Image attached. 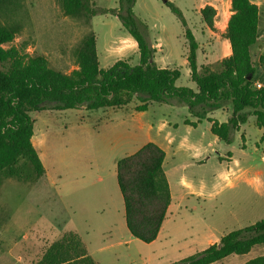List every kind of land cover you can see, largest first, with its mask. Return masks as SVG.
Here are the masks:
<instances>
[{
	"label": "rangeland",
	"instance_id": "374dc122",
	"mask_svg": "<svg viewBox=\"0 0 264 264\" xmlns=\"http://www.w3.org/2000/svg\"><path fill=\"white\" fill-rule=\"evenodd\" d=\"M167 1L181 11L186 27L198 42V63L218 71L220 61L230 51L223 34L230 16V0ZM251 1L260 7V37L251 50L253 79L263 82L264 65L258 60L264 44V0ZM206 5L215 10L213 30L205 27L199 14ZM117 8V0H87L85 9L70 17L62 13L60 0H0V23L16 30L13 41L4 47H14L27 56H42L49 68L67 75L77 68L76 51L81 42L93 33L100 68L118 60L136 65V43L133 48V40L126 38L129 36L119 20L105 13ZM91 12L95 13L92 18ZM133 14L139 31L155 47V65L177 69L180 76L175 85L195 90L186 63L185 29L163 0H134ZM105 57L108 63H103ZM132 101L119 110L78 108L29 113L32 144L45 174L31 182L1 179L0 264H37L66 231L83 238H99L95 248H104L94 254L99 264H172L200 253L227 233L264 218V141L259 140L262 132L255 126L254 117L248 118L241 131L234 132L229 145L217 140L206 150L202 147L214 136L205 122L197 129L186 128L182 126L187 116L185 106L153 103L142 121L176 122L178 129L171 128L169 132L176 142L182 138L186 141L184 148L176 152L167 175L171 193L182 180L192 189L184 191L188 195L176 211L175 203L167 210L154 243L132 238L127 245L117 246L116 240L103 244L99 232L118 229L122 232L117 238L129 235L116 182V161L135 151L122 138L126 123L131 120V107L140 104L136 98ZM242 132L245 149L241 148ZM193 147L201 151H194ZM255 172L261 173L258 179ZM237 173L242 175L241 180H254L252 186L236 183L227 176ZM229 181L236 186L225 185ZM263 252L264 248L255 247L248 254L231 255L216 264H243Z\"/></svg>",
	"mask_w": 264,
	"mask_h": 264
},
{
	"label": "trees",
	"instance_id": "16d2710c",
	"mask_svg": "<svg viewBox=\"0 0 264 264\" xmlns=\"http://www.w3.org/2000/svg\"><path fill=\"white\" fill-rule=\"evenodd\" d=\"M118 8L105 13L115 16L127 35L136 43L138 63L129 65L118 60L107 69L99 67L95 36L87 35L76 51L77 68L62 74L48 66L42 56H27L10 44L16 30L0 23V181L16 178L31 182L40 179L44 167L31 138V112L63 111L84 108L89 111L120 108L133 98L140 103L138 112L147 103L176 101L187 108L191 118L210 123V132L229 145L232 135L254 117V124L263 130L264 88L253 87L255 75L252 48L259 40V8L251 0H230V16L224 30L230 54L213 71L198 65V42L186 27L181 11L171 2L163 4L184 27L187 43L186 62L190 81L196 90L178 87L177 69L159 68L153 61L154 48L139 31L133 14L134 0H117ZM87 0H60L65 16L79 15ZM209 30L214 29L215 10L206 5L199 12ZM95 13L91 12L90 18ZM264 65V57H259ZM231 107L225 123H218L207 115L223 106ZM185 125L195 126L189 120ZM164 152L147 143L137 152L116 162V181L121 194L125 226L130 235L143 243L153 242L161 230L170 205V193L162 170ZM264 248V218L242 229L222 236L215 244L185 260L172 264H216L231 255H245L253 248ZM37 264H96L88 256L79 236L66 232L54 241ZM243 264H264V252Z\"/></svg>",
	"mask_w": 264,
	"mask_h": 264
},
{
	"label": "crops",
	"instance_id": "0c3cea01",
	"mask_svg": "<svg viewBox=\"0 0 264 264\" xmlns=\"http://www.w3.org/2000/svg\"><path fill=\"white\" fill-rule=\"evenodd\" d=\"M204 3H205V1H202L200 4L203 5ZM253 3L256 4L258 8H260L259 4L257 2H253ZM126 38H130V37H126ZM95 45H96V39H95ZM131 46L133 48H135L134 47L135 46V42L134 41H131ZM152 47L155 48L154 46H152ZM96 53H97V51H96ZM229 54H230V51H229ZM186 56H187V54H186ZM259 57H264V44L260 48ZM153 61H154V58H153ZM197 62H198V60H197ZM103 63H108L106 57L103 59ZM106 65H108V64H106ZM198 65L202 66L199 63H198ZM109 67L110 66H107V68H109ZM107 68H105V69H107ZM159 68H161V67H159ZM252 82H253V84L264 85V81L261 82L260 80H254L253 79ZM195 90H193V91H195ZM131 102H133V101L131 100ZM153 103H155V102L147 103V109L145 111H143V112L136 111L135 107L140 105V104H135L134 103V105L130 109L131 110V114H130L131 120H130V122L126 123L127 126H126V128L124 130V133H122V138H124V140H125L124 144L127 147H129V148H133L134 147L135 151L132 154L137 152L141 147H143L147 143H153L156 146H158L164 152L162 170H163V173L165 174V177H166V180H167V175L171 171V163L173 162V159H174V157L176 155V152L179 151V149L184 148V143L186 141H185V138H182L178 142H176L177 139L174 138L172 136V133L169 132V129H171V128L173 130L178 129V124L176 122H171V121H168V120H165V121L161 120L158 123H153V122H149V121H146V122L142 121L143 117L149 112L150 105H152ZM172 103L175 104L176 106L180 105L176 101H172ZM158 104H163V103H158ZM127 106H128V104L125 105V106H122L120 108H104V109L119 110V109H121L123 107L125 108ZM185 109H186V112H187V108H185ZM230 114H231V107L229 105H225L221 109L215 110V111L209 113L207 115V117L211 118L213 120H216L218 123H225L227 121V119L229 118ZM185 120H189L190 122L196 123V125L193 126V127L189 126V125H185L184 124ZM202 122H205V124H207V129H209V131H210V123L209 122H207L206 120H202L201 122L197 123L196 119L191 118L189 116L188 112H187V116H184V118L182 120V126H185L186 128H189V129L190 128H196L197 129L199 126H201ZM130 123H132L131 126H130ZM241 129H242V125L239 127L238 132L241 131ZM260 131L262 132L261 133V137H262L263 130L260 129ZM188 133H189V131H188ZM261 137H260V139H261ZM217 140L218 139L214 136V138L205 147L203 146L202 148H204L206 150L212 148ZM241 140H242L241 148L245 149L246 146H245V134H244V132H242V134H241ZM31 142H32V138H31ZM34 146L35 145H33V147ZM34 149H35V147H34ZM193 149H194V151H201V148H198V147H195V148L193 147ZM35 151H36V149H35ZM217 155H219V154H217ZM219 157L221 158V156H219ZM39 159H40V157H39ZM227 159H228V161H231V157H228ZM231 174H234V173H231ZM227 176L228 177L232 176L233 180L236 183H239L240 181H242L241 183H243L247 187L248 186H252V184L254 182V180H248V179L241 180L242 175H240L239 173H237L235 175H228L227 174ZM254 176L258 179V177L261 176V173L255 172ZM235 182L233 183V182L229 181L225 185H228L229 187L234 188L236 186ZM167 184H168L169 193H170V205H169L168 209L170 208L171 205H173V203H175L176 204L175 211H176L180 207L181 202L184 200V196L188 195V192L184 193V191H189L192 188H191L190 184H187V183H185L182 180V182L178 185V188L175 189V193L172 195L171 187H170V184L168 183V181H167ZM166 214H167V212H166ZM124 222H125V219H124ZM66 232H72V231H66ZM66 232H64V233H66ZM121 232H122V230L109 229V230H105V231L99 232L98 237L102 238L101 240L103 241V244H104L105 241H108V240L110 242L116 240L117 244H118L117 246H121L122 244L123 245H127L130 242H132V238L133 237L130 235V233H129V235H125L124 239L117 238ZM72 233H75V234H77L79 236V238H80V240H81V242H82V244H83L88 256H90L92 258V260L96 264H99L97 259L94 257V254H100L101 251L104 250L103 247L95 248V245L97 244L96 240L99 242V238L96 239L93 235L92 236H87L86 238H83V236H81L80 234H78L76 232H72ZM159 234H160V231H159V233L157 235V238L153 242H151L149 244L154 243L158 239ZM114 237H116V238H114ZM24 238L26 240H28V237H24ZM219 239L217 241L211 242L209 245L217 243L219 241Z\"/></svg>",
	"mask_w": 264,
	"mask_h": 264
},
{
	"label": "built area",
	"instance_id": "2783aa9c",
	"mask_svg": "<svg viewBox=\"0 0 264 264\" xmlns=\"http://www.w3.org/2000/svg\"><path fill=\"white\" fill-rule=\"evenodd\" d=\"M255 89H262L264 88V85L261 84H253Z\"/></svg>",
	"mask_w": 264,
	"mask_h": 264
}]
</instances>
